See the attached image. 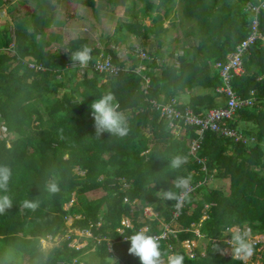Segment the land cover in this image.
I'll return each mask as SVG.
<instances>
[{
  "label": "trees",
  "instance_id": "trees-1",
  "mask_svg": "<svg viewBox=\"0 0 264 264\" xmlns=\"http://www.w3.org/2000/svg\"><path fill=\"white\" fill-rule=\"evenodd\" d=\"M261 1H148L144 16L149 14L151 21L119 18L114 28V48L84 38L69 40L64 48L52 47L62 43L61 31H50L44 17L21 5L28 15L14 17V35L7 28L0 29V123L6 132L0 128V164L9 166L13 173L9 185L13 206L0 215L1 264H72L73 259L82 264H140L139 258L128 252L130 242L124 238L145 224L152 234L162 231L161 222H172L176 200L164 201L158 192H179L175 178L188 175L194 190L176 219L180 227L176 238L160 239L162 264H168L172 253L183 254L184 264H244L242 258L221 255L226 244L213 240L220 238L226 226H239L264 236V39H257L248 48L243 73L230 81L242 99H254L255 104L240 108L228 126L255 142H236L207 131L197 153L203 163H198L189 153L194 128L186 126L181 135H176L150 101L167 102L198 90L182 109L203 115L223 105L224 96L216 92L224 86L216 63H224L227 54L251 31L253 16L244 10V4ZM83 3L96 8L95 0ZM176 4L184 19L180 23H187L185 36L194 40L190 45L181 42L179 53L174 39L165 35L169 29L163 27ZM130 8L126 7V16ZM73 14L69 8L64 23ZM258 21L264 37V9ZM129 36L138 38L150 59L140 60L133 52L127 53L131 61L128 65L119 58L118 47L122 44L118 43H125ZM83 45L92 48L93 59L86 67L77 64L74 68L71 52ZM126 46L132 48L129 43ZM162 47L166 52L159 54ZM101 54L110 55L113 63L125 68L118 76L108 77L109 82H103L107 76L94 69L97 60L103 58ZM166 56L177 58L179 67L165 61ZM31 61L36 67L29 65ZM138 65L145 68L136 72ZM88 71L94 77H87ZM63 74L67 77H58ZM79 75L84 77L77 83ZM68 86L70 91L61 97L52 100L48 96ZM109 91L128 118L130 131L123 138L96 133L90 105ZM176 154L186 156L188 162L173 170L168 160ZM203 165L207 171L201 170ZM206 174L229 180V191L197 185ZM53 177L60 184L55 195L46 190ZM25 199L37 201L39 206L35 210L24 208ZM134 201L151 207L156 216L140 222V210L135 209ZM126 218L132 227L122 226ZM196 226L201 237L194 232ZM69 230L72 232L66 238ZM75 230L91 232V236L83 235L87 244L77 249L68 245L78 238ZM49 237L54 241L63 239L44 251L40 241ZM187 239H198L200 243L194 258L182 245ZM109 243L113 244L115 259L108 251ZM14 250L20 254L19 261L9 256ZM257 254L250 262L264 264V250Z\"/></svg>",
  "mask_w": 264,
  "mask_h": 264
},
{
  "label": "built area",
  "instance_id": "built-area-1",
  "mask_svg": "<svg viewBox=\"0 0 264 264\" xmlns=\"http://www.w3.org/2000/svg\"><path fill=\"white\" fill-rule=\"evenodd\" d=\"M263 9H264V1H261L259 3L247 2L244 4V10L253 16L251 31L247 36V38L243 40L233 52L227 54L226 61L224 63L221 62L216 63V67L220 68V76L222 77L224 82V86H221L216 89L217 93L222 94L224 96L225 103L223 105L209 109L203 115H198L194 113L193 110H191L190 108L182 109L183 104L177 98H172L167 102H158L155 100L150 101L152 108H154L159 112V117L161 119L168 121L169 127L174 130L176 135H181L186 126L194 128L195 137H193L189 142V153H191L195 157V160L198 163H203V160L197 157V153L201 147V144L204 140V135L207 131H213L224 137L233 138L236 142L239 141L249 144L255 141L254 138L249 136L247 137L243 133L238 132L237 130H234L228 126V122L234 120V117L240 108L252 107L255 104L254 99L253 100L242 99L230 86V81L234 75L239 76L243 73L244 71L243 57L247 52L248 48L257 39H264V37L259 32V21H258L259 14ZM131 49L132 52L140 60L150 59V57H148V55L146 54V52L143 50V48L140 46L139 43L133 44ZM109 57L110 56L97 60L94 69L100 74H105L107 77L118 76L121 71L125 70V68L117 64H114ZM171 61L170 62L174 64V66L179 67V61L177 58L172 59ZM77 64L78 63L73 64V67L75 68ZM29 65L31 67H36V63L33 61H31ZM38 67L42 68L41 66ZM144 68H145L144 65H138L135 70L136 72H140ZM148 81L149 79L146 78V83H148ZM181 122L182 124H180ZM201 170L207 171L206 166L203 165L201 167ZM215 179L216 178L214 174H206L204 179L198 182L197 185L212 184ZM193 190L194 188L191 186V192ZM133 205H135L136 210H141V213L146 218H151L156 216V214L152 211L150 207H148V205L142 206L141 203H138L137 201H134ZM184 205H185V201L183 202L176 201V211L173 214V221L166 224L162 223L163 224L162 231L160 233H152V235L156 236L159 240L160 239L166 240L168 238H173V237L176 238L177 233L180 230V227L176 222V219L179 217ZM136 207H138L139 209ZM70 219L71 218L67 220ZM122 226L132 227L131 221L127 218L124 219L122 221ZM146 226L147 225L143 226L142 228ZM119 232L122 233L123 229L120 228ZM194 232L197 237H201L198 226L194 228ZM82 233L86 237H88L87 235L91 236V232L88 230L82 231ZM255 237H256L255 241L252 240L250 241L254 249L253 255L249 257L251 260H254L253 257H255V255L256 256L259 255L257 254V251L259 252L261 250H264V241H258L259 236H255ZM124 240L127 239L124 238ZM196 240L198 241V239H193V240L187 239L182 242V245L185 248V252L190 258H194L198 254V245ZM219 242H223L221 238L213 240V243H219ZM260 244L262 245L260 246ZM68 245L70 248H79L72 242ZM108 251L110 255L114 257V259L117 258L112 243L108 244ZM225 251H227L226 254ZM221 254L223 256L228 254L230 255L226 257L235 256L234 258H241V257H237L232 252V250L228 245L224 247V249L221 251ZM242 259L244 260V264L245 262H247L248 264H252L250 262L251 260L247 261V258L246 259L242 258ZM167 262H168V258H167Z\"/></svg>",
  "mask_w": 264,
  "mask_h": 264
},
{
  "label": "clouds",
  "instance_id": "clouds-1",
  "mask_svg": "<svg viewBox=\"0 0 264 264\" xmlns=\"http://www.w3.org/2000/svg\"><path fill=\"white\" fill-rule=\"evenodd\" d=\"M92 51L90 46L83 45L80 49L71 52L70 59L78 63L81 67H86L93 59ZM90 110L91 116L94 119L97 135L104 132L120 138L128 135L130 131L128 118L120 110V104L111 91L106 92L100 98L94 100L90 105ZM187 162L188 159L186 156L176 154L169 158L168 166L176 170L182 168ZM12 175V169L9 166L0 164V215L13 206V197L9 191ZM191 182L192 177L190 175L178 176L174 180V186L179 192L172 191L171 189L161 190L158 192V196L164 201H186L190 196ZM46 190L51 195L57 194L60 191L59 181L55 177L51 178L46 185ZM38 206L37 201L28 199L23 201L24 208L35 210ZM220 238L226 244L223 246V249L228 245L237 257L246 259L253 255L254 249L249 240V231H245L239 226H226L220 233ZM126 239L130 242L128 252L138 257L140 264H162L160 240L150 233V229L147 226L134 231ZM184 260V255L180 253L168 255V264H184Z\"/></svg>",
  "mask_w": 264,
  "mask_h": 264
},
{
  "label": "crops",
  "instance_id": "crops-1",
  "mask_svg": "<svg viewBox=\"0 0 264 264\" xmlns=\"http://www.w3.org/2000/svg\"><path fill=\"white\" fill-rule=\"evenodd\" d=\"M22 1L31 2L30 4L34 8L33 9L34 12L37 15L45 18V25L48 27L50 31H61L62 40L65 39L63 35L65 30H69V32H71V37L69 40L77 39V38L87 39L88 33L89 34L95 33L96 37L89 36V38H91L92 40L93 38H95V41L102 43V45L106 44V42L109 43V41L111 40V38H106L104 36V31H109L111 25L114 31L115 24L118 18L124 19L123 16L125 14L126 7L128 6L131 7L130 8L131 13L127 15V17H130L135 20L136 19L139 20L141 18L140 22L143 23L145 18L150 19L149 14L147 17L144 16V14L147 11L145 7L146 2L148 1L154 2V0H130V1L129 0H113V1L95 0L97 10L94 11V8H91L90 6H87L83 3L86 0H22ZM89 1L91 0H88V2ZM113 2H115L114 5L112 4ZM1 3H0V8L3 5H5L4 0H2ZM69 8L72 9V13H74L73 14L74 16L67 23H64L65 13L67 10H69ZM130 18H127L126 20H131ZM172 18L173 17L171 15V17L167 19L170 21V25H171L170 28H168L169 30L175 28L174 25H172V21H173ZM111 20H113V23L110 24ZM70 29H72L73 31H70ZM113 31H111L112 34ZM13 35L14 34H12V36ZM182 36L185 38L177 42L174 41V44L176 46L175 48H177L176 50L177 52L180 51V44H182L181 42L184 41L186 42L188 40L187 37L185 36V33ZM101 56L103 58L108 57L104 55ZM98 58H100V55ZM109 58L112 59L111 56ZM262 78L263 77L260 76L259 80H261ZM196 94H198V90H193L190 93L183 95L177 99L183 105H186L189 101V98L193 97ZM138 213L141 214V210L138 211Z\"/></svg>",
  "mask_w": 264,
  "mask_h": 264
},
{
  "label": "rangeland",
  "instance_id": "rangeland-1",
  "mask_svg": "<svg viewBox=\"0 0 264 264\" xmlns=\"http://www.w3.org/2000/svg\"><path fill=\"white\" fill-rule=\"evenodd\" d=\"M113 1V0H112ZM130 1V0H129ZM155 1V0H154ZM4 3H5V5H3L1 8H0V28H7V29H9V31L12 33V34H14V28H15V23H14V17L16 16H18V15H25V16H27L28 15V13L26 14L25 12H24V9L22 8V6L21 5H24L26 8H28V10L29 11H31V10H33L34 8H33V6L30 4L31 2H23L22 0H4ZM113 5L115 4V2H113L112 3ZM128 4H130V3H128ZM95 7V6H94ZM97 9L96 8H94V11H96ZM34 11V10H33ZM130 13H131V11H130ZM151 15H154V14H151ZM171 15H172V19H175L174 20V29H170L169 30V32L167 33V34H165V35H167V36H171V39H174V41L175 42H177V41H179V40H181V39H183V38H185V37H183L182 35L184 34V30H185V27L187 26V23H185V22H181L180 23V20L182 21V20H184V19H182L181 18V16H180V8H179V6H178V4H176L174 7H173V10H172V12H171ZM118 17H119V15H118ZM124 20H126L128 17L126 16V14H124ZM119 19V18H118ZM176 21H178V22H176ZM147 22H150V20L149 19H145V23H147ZM111 23H113V20H111L110 21V24ZM5 24V25H4ZM170 21L169 20H167V19H165L164 20V23H163V27L164 28H170ZM188 26L190 27L191 26V24L190 23H188ZM188 27V28H189ZM70 31H73L72 29H70ZM76 31V30H75ZM111 31H113V27H112V25L110 26V29H109V31H104V36L106 37V38H111V40L109 41L110 42V44L108 43V42H106V44H104V46L105 47H107L108 45L110 46V47H113V45L112 44H114L113 43V40L115 41V38H117V34L115 33V35H114V31H113V34H112V32ZM11 34V35H12ZM176 34V35H175ZM63 35H64V37H65V39H63L62 40V43L61 44H56V43H54L53 44V46L52 47H54V46H58V47H61V48H64L65 47V45L69 42V39H70V37H71V32H69V30H65V32L63 33ZM81 35H83V34H81ZM87 35V34H86ZM178 35V36H177ZM89 36H92V37H96V35H95V33H92V34H89L88 33V35H87V39L88 40H92L91 38H89ZM166 36V37H167ZM151 38L152 39H155V37L154 36H151ZM165 39V38H164ZM170 39V40H171ZM93 40L95 41V38H93ZM194 40L191 38L190 39V41L189 40H187L186 41V43L188 44V45H190V42H193ZM97 42V41H96ZM66 43V44H65ZM97 43H99V42H97ZM131 44V46L133 45V44H138L139 43V41H138V38H136V37H133V36H129L128 37V40H126V42L125 43H123L122 41L121 42H119L118 44H122V45H120L119 47H118V56H119V58L120 59H122V60H126L127 61V64L128 65H130L131 64V61L130 60H128L127 59V53L129 54H132V49H131V47H127L126 45L127 44ZM101 46H102V43H99ZM141 46V45H140ZM114 48V47H113ZM117 49V48H116ZM163 49V50H162ZM165 48L164 47H162L160 50H159V54H162V53H165L166 51L164 50ZM115 52H117V51H115ZM177 53H179V52H177ZM30 60H35V59H30ZM172 60V58H170L169 56H166L165 57V61H167V62H170ZM26 63H27V61H26ZM80 74L82 73V71L80 70V72H79ZM92 75H94V73L92 72V71H88L87 72V77H94V76H92ZM64 76V78L65 77H67V74H63V75H59L58 77H63ZM84 77V76H83ZM82 76H80L79 75V77L75 80L77 83H79V82H81L82 81V78H83ZM104 81L103 82H109V79H108V77H105L104 76ZM80 86H79V91H82L83 90V86L81 85V84H79ZM70 89H71V86H68L67 88H61L60 90H59V92H57L56 94L54 93V92H50L49 94H48V96L52 99V100H55L57 97H61L64 93H66V92H69L70 91ZM183 96V95H182ZM225 103V101H223V104ZM40 109L42 110V107H40ZM244 126L243 125H241L240 126V128L242 129ZM0 128H1V130H2V132H4V133H6L5 132V128H4V126H3V123H0ZM239 128V127H238ZM239 128V129H240ZM249 130H251V131H255V128H254V126H249ZM3 136H5V134H3ZM8 139L9 138H11V134L9 135L8 134ZM215 182H213L212 184H208L207 186L208 187H210V188H213V189H219V190H221V191H224V192H228L229 191V180H227V179H215L214 180ZM74 200V197L72 198V200L71 201H73ZM71 205V203L69 204V205H67V207L68 206H70ZM66 207V208H67ZM149 207V206H148ZM151 208V207H150ZM153 211V210H152ZM69 218H71L70 216L67 218V219H69ZM144 218H146L142 213L140 214V216H139V218H138V220L141 222V221H143L144 220ZM151 218H153V217H151ZM162 223H164V222H161V225H163ZM67 224L68 225H70L71 224V219L70 220H68L67 221ZM74 231V230H73ZM70 232H72V230H69L68 231V233L69 234H67L65 237L66 238H69L70 237ZM75 233H76V235H78V238H76V239H73L72 240V243H74L77 247H82V246H84V245H86L87 244V240H86V238L83 236L84 234L82 233V231H75ZM87 235V234H86ZM87 236H89V235H87ZM255 236H259V235H253L251 232H249V240L251 241H255V239H256V237ZM261 236V235H260ZM259 236V239H258V241H264V236H262V237H260ZM80 237H81V240H80ZM63 238H61V239H57L58 241H54V240H51L50 239V237L49 238H47V239H42L41 241H40V248L42 249V250H44V251H48L49 249H51L53 246H56V245H58V242L59 241H61ZM196 242H197V245H198V247L200 246V243H199V241H197L196 240ZM75 249H77V248H75ZM222 251V250H221ZM226 252L227 251H225V254H226ZM222 255V254H221ZM10 256V258L12 259V260H15V261H19L20 260V254L17 252V251H13V252H11V254L9 255ZM225 256H230L229 254L228 255H225ZM235 257V256H234ZM251 259L250 258H247V261H250ZM0 264H1V262H0ZM59 264H63V263H59ZM72 264H82L81 262H78V260L77 259H73V262H72ZM245 264H248L247 262H245ZM252 264H261V262H252Z\"/></svg>",
  "mask_w": 264,
  "mask_h": 264
}]
</instances>
